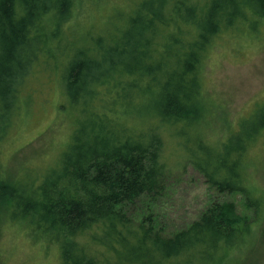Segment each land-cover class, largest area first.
<instances>
[{
    "label": "trees",
    "instance_id": "obj_1",
    "mask_svg": "<svg viewBox=\"0 0 264 264\" xmlns=\"http://www.w3.org/2000/svg\"><path fill=\"white\" fill-rule=\"evenodd\" d=\"M95 1L0 0V144L41 76L58 81L60 106L73 115L52 166L7 182L0 164V206L9 221L56 244L60 264H227L252 224L234 203L210 205L171 236L148 217L135 223L122 208L160 195L169 172L166 141L209 187L239 194L247 212L261 214L263 200L245 171L264 131V105L218 148L197 127L210 43L237 24L264 21V0H128L129 12L105 28L69 32L74 12ZM84 37L86 44L75 45ZM127 81L131 89L120 88Z\"/></svg>",
    "mask_w": 264,
    "mask_h": 264
},
{
    "label": "rangeland",
    "instance_id": "obj_2",
    "mask_svg": "<svg viewBox=\"0 0 264 264\" xmlns=\"http://www.w3.org/2000/svg\"><path fill=\"white\" fill-rule=\"evenodd\" d=\"M128 6V0L81 4L73 14L69 32L83 34L87 29L92 34L105 28L107 19L127 14ZM115 24L123 27L121 22ZM81 40L75 45L86 44L85 37ZM48 79L41 76L35 88L28 90L29 104L1 141L0 164L7 182L24 177L26 169L34 174L52 166L70 139L73 115L60 106L58 81ZM200 81L201 119L197 129L209 145L218 148L240 122L264 105V21L253 26L237 24L216 36L201 63ZM120 88L130 90L131 81L120 84ZM121 120L131 127L130 118ZM163 156L169 172L160 195L152 201L142 198L124 205L126 216L135 223L148 217L154 230L171 236L187 228L210 205L232 202L237 213L249 215L252 224L244 243L228 255L227 264H264V131L249 150L245 171L247 186L263 200L257 218L244 209L239 194H220L209 187L194 166L182 158L185 152L172 142L165 141ZM0 264H60L58 246L36 238L23 224L9 221L0 206Z\"/></svg>",
    "mask_w": 264,
    "mask_h": 264
}]
</instances>
